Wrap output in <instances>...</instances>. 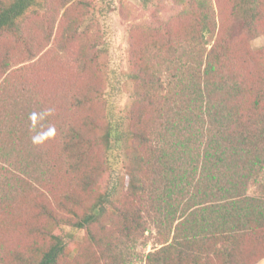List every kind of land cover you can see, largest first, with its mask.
<instances>
[{"label": "trees", "instance_id": "16d2710c", "mask_svg": "<svg viewBox=\"0 0 264 264\" xmlns=\"http://www.w3.org/2000/svg\"><path fill=\"white\" fill-rule=\"evenodd\" d=\"M154 1L141 0L142 8L151 10ZM229 2L219 28L202 2L189 26L133 46L127 116L91 73L94 59L85 48L64 85L43 89L26 78L34 83L14 84L10 99L11 74L4 79L0 130L20 141L23 158L16 159L36 184L18 182L17 193L30 200L25 213L0 202V264H132L150 229L160 248L146 264L264 259V198L249 195L264 171V47L250 45L264 35V0ZM40 5H0V34L22 43L30 59L35 42L23 21ZM10 48L0 47L2 76L11 69ZM120 164L127 192L115 196L102 184ZM10 219L23 232L13 249L4 230ZM80 231L83 242L76 241Z\"/></svg>", "mask_w": 264, "mask_h": 264}, {"label": "rangeland", "instance_id": "374dc122", "mask_svg": "<svg viewBox=\"0 0 264 264\" xmlns=\"http://www.w3.org/2000/svg\"><path fill=\"white\" fill-rule=\"evenodd\" d=\"M2 1L5 0H0V5ZM40 3L23 21L29 36L34 38L35 58L21 54L23 45L17 43L11 34H0V47H11L13 56L10 71L4 76L0 73V86L11 74V99L15 96L14 84L23 88L34 83L26 82V78H36L43 89L64 85L67 75L73 76L74 55L85 48L94 59L89 66L91 73L97 75L101 86L118 99L119 110L124 116L134 102L135 82L129 78L133 46L143 44L149 35L167 30L179 31L189 26L198 16L201 3L219 28L224 9L230 4L229 0H155L154 7L146 11L141 0H40ZM232 20L236 32H241L243 25L239 15L233 16ZM47 35H51L50 40ZM250 45L255 51L262 49L264 35L252 38ZM19 142L9 132L0 130V152L4 150L0 154V202L3 200L10 204L13 214L25 213L30 202L29 198H24L26 193H17L19 180H32L16 159L17 154L23 158L21 149L15 146ZM5 153L11 156L10 161H7ZM103 181V190L110 187L115 196L127 192L128 182L122 164L112 172L111 178L107 175ZM32 182L36 184L34 180ZM249 195L264 198V171L251 183ZM67 229L70 230L69 227ZM4 230L10 236L8 248H15L23 239L22 224L10 219ZM84 240L85 232H77L76 241ZM157 248L160 245L156 231L150 229L134 249L132 264H146L145 256ZM257 264H264V259Z\"/></svg>", "mask_w": 264, "mask_h": 264}]
</instances>
